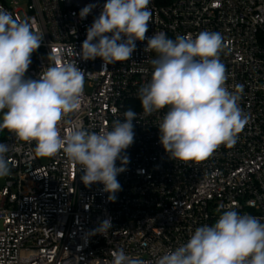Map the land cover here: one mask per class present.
Returning a JSON list of instances; mask_svg holds the SVG:
<instances>
[{"label":"built area","instance_id":"2783aa9c","mask_svg":"<svg viewBox=\"0 0 264 264\" xmlns=\"http://www.w3.org/2000/svg\"><path fill=\"white\" fill-rule=\"evenodd\" d=\"M106 2L27 0L23 8L22 0H0V8L44 33L26 78L39 79L50 51L77 62L87 74L76 109L59 124L61 135L72 123L88 131L110 130L126 110L138 113L134 144L125 150L129 162L117 177L122 190L114 202L102 184L86 187L81 166L63 151L37 156L35 141L17 142L7 132L0 143L15 147L6 154L11 172L0 186V264H111L112 251L121 248L154 264L186 243L197 227L214 225L229 205L264 222V0H150L146 37L219 32L226 87L243 86L239 106L248 123L233 147L222 144L200 162L175 161L165 152L157 125L167 108L143 115L137 93L150 81L157 56L144 51L147 40L136 41L130 60L106 69L99 57L84 61L77 56ZM89 4L95 7L81 19L80 11ZM220 205L225 207L218 211ZM106 218L113 227L93 235Z\"/></svg>","mask_w":264,"mask_h":264},{"label":"clouds","instance_id":"9594fccd","mask_svg":"<svg viewBox=\"0 0 264 264\" xmlns=\"http://www.w3.org/2000/svg\"><path fill=\"white\" fill-rule=\"evenodd\" d=\"M149 4L150 0H107L76 54L84 61L99 57L106 69L130 60L136 41L147 40L144 51L157 56L151 61L150 81L137 93L143 115L167 108L157 125L165 152L175 161L200 162L222 144L233 147L248 123L239 106L243 86L236 85L233 91L226 87L219 32L204 30L195 38L171 39L164 32L146 37L152 16ZM94 7L85 6L80 18H86ZM43 37L29 21L17 20L0 8V130L13 133L17 142L35 141L37 156L63 151L71 163L81 166L84 185L102 184L108 200L114 202L122 190L117 177L129 162L125 150L134 144L133 121L138 113L126 110L110 130L88 131L82 123H72L61 135L59 124L76 109L87 74L77 62L62 60L61 54L50 51L39 79L26 78ZM14 147L0 143V178L10 175L6 154ZM228 209L214 225L197 227L186 243L159 256L154 264H264V222L239 214L231 205ZM112 227L106 218L92 234L105 235ZM111 256V264H148L122 248Z\"/></svg>","mask_w":264,"mask_h":264},{"label":"rangeland","instance_id":"374dc122","mask_svg":"<svg viewBox=\"0 0 264 264\" xmlns=\"http://www.w3.org/2000/svg\"><path fill=\"white\" fill-rule=\"evenodd\" d=\"M26 4H27V0H22V4L21 6L24 8L26 7ZM90 90V88L88 89ZM0 119H2V113H0ZM8 177V176H7ZM7 177H4V178H0V186H3L5 184V180Z\"/></svg>","mask_w":264,"mask_h":264},{"label":"trees","instance_id":"16d2710c","mask_svg":"<svg viewBox=\"0 0 264 264\" xmlns=\"http://www.w3.org/2000/svg\"><path fill=\"white\" fill-rule=\"evenodd\" d=\"M7 132L8 131L6 129L5 130H0V140L3 139L6 136Z\"/></svg>","mask_w":264,"mask_h":264}]
</instances>
